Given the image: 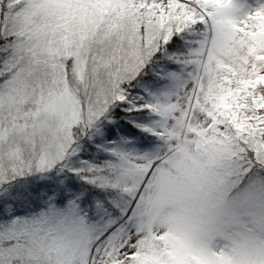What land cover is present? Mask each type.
Masks as SVG:
<instances>
[{"label": "snow or ice", "instance_id": "1", "mask_svg": "<svg viewBox=\"0 0 264 264\" xmlns=\"http://www.w3.org/2000/svg\"><path fill=\"white\" fill-rule=\"evenodd\" d=\"M0 264H264V0H0Z\"/></svg>", "mask_w": 264, "mask_h": 264}]
</instances>
